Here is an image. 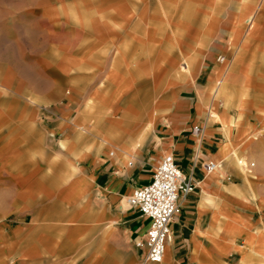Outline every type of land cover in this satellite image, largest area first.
I'll return each instance as SVG.
<instances>
[{
  "label": "crops",
  "instance_id": "1",
  "mask_svg": "<svg viewBox=\"0 0 264 264\" xmlns=\"http://www.w3.org/2000/svg\"><path fill=\"white\" fill-rule=\"evenodd\" d=\"M167 153L160 264H264V0H0V264H147Z\"/></svg>",
  "mask_w": 264,
  "mask_h": 264
},
{
  "label": "built area",
  "instance_id": "2",
  "mask_svg": "<svg viewBox=\"0 0 264 264\" xmlns=\"http://www.w3.org/2000/svg\"><path fill=\"white\" fill-rule=\"evenodd\" d=\"M220 60L224 61V58ZM203 130L197 125L192 131L200 140ZM202 165L208 172L217 167L213 161ZM195 187L193 173L185 174L174 155L167 153L156 166L151 181L128 196L129 206L150 220L145 236L136 241L137 246L145 250V263L160 264L163 261L166 244L171 237V223L180 212L182 201Z\"/></svg>",
  "mask_w": 264,
  "mask_h": 264
},
{
  "label": "rangeland",
  "instance_id": "3",
  "mask_svg": "<svg viewBox=\"0 0 264 264\" xmlns=\"http://www.w3.org/2000/svg\"><path fill=\"white\" fill-rule=\"evenodd\" d=\"M221 57H223L224 58V61H225V57H226V62L227 61H229L231 58H233V57H235V54H218V55H216V59H215V61L216 62H218V63H220V62H223L222 60H220V58ZM226 65V64H225ZM161 73V72H160ZM159 73V76L161 75ZM220 86V83L218 84V87ZM216 88H217V86H216ZM216 88H215V90L214 91H216ZM215 93V92H214ZM216 93H218V92H216Z\"/></svg>",
  "mask_w": 264,
  "mask_h": 264
}]
</instances>
